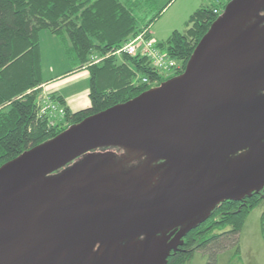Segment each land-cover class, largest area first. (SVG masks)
Wrapping results in <instances>:
<instances>
[{"label": "water", "instance_id": "water-1", "mask_svg": "<svg viewBox=\"0 0 264 264\" xmlns=\"http://www.w3.org/2000/svg\"><path fill=\"white\" fill-rule=\"evenodd\" d=\"M263 7L229 0L182 73L2 164L0 264H167L219 202L258 192ZM104 148L163 161L162 177L150 186L153 169L87 165Z\"/></svg>", "mask_w": 264, "mask_h": 264}, {"label": "trees", "instance_id": "trees-1", "mask_svg": "<svg viewBox=\"0 0 264 264\" xmlns=\"http://www.w3.org/2000/svg\"><path fill=\"white\" fill-rule=\"evenodd\" d=\"M228 1L224 0L218 13L211 5L200 6L189 15L184 31L173 30L165 40L155 42L180 66L163 77L145 57L114 54L139 32L146 31L145 37L150 38L149 26L163 7L146 22L135 10L145 5L153 8L152 0H0V166L69 125L182 73L196 44ZM43 30L57 37L71 62L70 69L84 67L89 75L87 108L71 111L61 96L50 93L64 109L62 118L38 113L44 83L39 41ZM142 77L147 82H140ZM260 204L264 205V195L258 192L219 202L204 221L185 234L167 264H187L197 252L229 246L238 252V233L250 211Z\"/></svg>", "mask_w": 264, "mask_h": 264}, {"label": "rangeland", "instance_id": "rangeland-1", "mask_svg": "<svg viewBox=\"0 0 264 264\" xmlns=\"http://www.w3.org/2000/svg\"><path fill=\"white\" fill-rule=\"evenodd\" d=\"M154 7L149 10L148 17L163 7L161 14L150 26L151 39L155 42L165 40L173 30L184 31L185 22L189 15L199 8L204 0H154ZM40 65L42 75L46 78L65 73L71 67L58 39L48 31L39 32ZM80 74L70 79L71 84L84 88L87 82L81 80ZM62 81L67 79L63 77ZM60 81V82H62ZM87 83V84H86ZM88 87V86H87ZM264 205L253 208L247 215L241 230L238 233L239 251L235 247H228L217 251H200L187 264H264V219L262 212ZM261 229L263 234L261 233ZM221 251V252H219Z\"/></svg>", "mask_w": 264, "mask_h": 264}, {"label": "built area", "instance_id": "built-area-1", "mask_svg": "<svg viewBox=\"0 0 264 264\" xmlns=\"http://www.w3.org/2000/svg\"><path fill=\"white\" fill-rule=\"evenodd\" d=\"M208 5L213 6V12L218 13L224 0H204ZM142 31L126 39L119 47L114 50V54L123 53L145 57L149 60L151 66L163 77H169L180 69V66L170 58L167 53L158 47L151 38L145 37ZM97 61V60H95ZM140 82H147V78L142 77ZM39 115H48L49 118H62L64 115L63 107L50 97V92L42 88V96L38 108Z\"/></svg>", "mask_w": 264, "mask_h": 264}, {"label": "flooded vegetation", "instance_id": "flooded-vegetation-1", "mask_svg": "<svg viewBox=\"0 0 264 264\" xmlns=\"http://www.w3.org/2000/svg\"><path fill=\"white\" fill-rule=\"evenodd\" d=\"M263 14L264 13H262V15ZM256 92H258V91L256 90L255 93ZM95 152H97V155L96 154H90L89 155L91 157L90 160H89V157H87V159H88L87 165H89L93 168H96V169H99L98 166L100 164L104 165L106 168H109L111 170H115L116 172H120V173H125L126 171L135 169L139 166H144L146 169H149V168L153 169V173H152V175H150V178H145V179L142 178V180L145 183H147L148 185L150 184V186H154L156 183L159 182L160 178L162 177L161 173L165 168V166L162 164L163 161L149 162L145 156H143V155L138 156L134 153L129 154L121 148H104V149L96 150ZM98 153H99V155H98ZM103 153L109 154V155L104 156ZM242 154H243V152H239V153L235 154L232 157V160H234L237 156L242 155ZM84 158H85V156H81L80 158H78L76 161H74L72 163H76V164L83 163ZM72 163L70 165H72ZM114 176H116V175H114ZM120 176H122V175H120ZM255 193H257V192H255ZM258 193H261L262 195H264V186L258 191ZM244 198H246V197H244ZM167 234H168V232L165 233V235H167ZM184 236L182 237V240H183ZM181 245H182V243L180 245H178L177 249H179V247ZM172 252H175V251H171L170 253H172Z\"/></svg>", "mask_w": 264, "mask_h": 264}, {"label": "crops", "instance_id": "crops-1", "mask_svg": "<svg viewBox=\"0 0 264 264\" xmlns=\"http://www.w3.org/2000/svg\"><path fill=\"white\" fill-rule=\"evenodd\" d=\"M152 1L155 2L154 0ZM199 6H203L202 2ZM151 9L152 8L145 5L142 6L139 11L135 10V13L142 20V22L143 21L146 22L149 19L148 13L149 10ZM150 26H149V36L151 38ZM78 74L81 75L80 76L81 80H84V82L88 83L89 80L88 72L84 67H82L79 69H69L65 73H60L58 75H54L53 77H49V78H46L45 76L42 75L44 80L42 88L47 92L61 96L65 102V105L71 111H77L79 109L87 108L90 105V101L88 97V92H89V88L87 87L88 85L84 88H78L75 87L74 85L68 88L71 82H73V80L70 81V79H73ZM63 77L67 79L66 82L62 81ZM261 233L263 234L262 229H261Z\"/></svg>", "mask_w": 264, "mask_h": 264}]
</instances>
